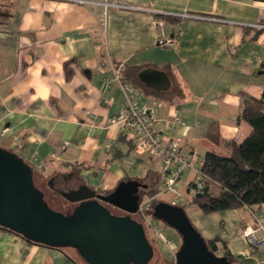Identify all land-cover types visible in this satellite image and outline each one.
I'll return each instance as SVG.
<instances>
[{
  "label": "crops",
  "instance_id": "1",
  "mask_svg": "<svg viewBox=\"0 0 264 264\" xmlns=\"http://www.w3.org/2000/svg\"><path fill=\"white\" fill-rule=\"evenodd\" d=\"M127 1L138 9L111 7L104 26L102 6L14 0V13L0 19V146L43 177L76 174L78 183L105 191L136 179L152 190L161 160L140 150L136 132L124 126L125 95L115 72L157 68L170 77V88L142 92L139 103L159 105L154 129L188 147L186 189L208 151L226 154L229 141L241 143L251 132L241 112L245 95L264 91V32L254 25L264 21V0ZM161 38L175 43L163 47ZM146 189L140 187L144 197ZM251 208L264 218V205ZM196 210L200 221L191 220L206 240L222 237L237 264H264V248L244 235L255 223L247 206L206 219ZM159 244L170 256L169 246ZM171 248L177 254L178 244ZM0 264L83 263L72 248L30 242L0 226Z\"/></svg>",
  "mask_w": 264,
  "mask_h": 264
},
{
  "label": "water",
  "instance_id": "2",
  "mask_svg": "<svg viewBox=\"0 0 264 264\" xmlns=\"http://www.w3.org/2000/svg\"><path fill=\"white\" fill-rule=\"evenodd\" d=\"M148 86L165 91L171 86L168 74L147 67L139 72ZM136 179L123 180L111 191L98 192L87 184L62 191L77 203L68 219L52 209L44 192L34 184V168L13 151L0 146V226L12 229L30 241L52 247L74 248L87 264H148L154 246L137 213L146 187ZM198 196L202 193H198ZM102 200L127 215L112 213ZM155 219L174 227L182 237L175 264H229L227 256L211 251L185 208L159 200L151 209Z\"/></svg>",
  "mask_w": 264,
  "mask_h": 264
},
{
  "label": "trees",
  "instance_id": "3",
  "mask_svg": "<svg viewBox=\"0 0 264 264\" xmlns=\"http://www.w3.org/2000/svg\"><path fill=\"white\" fill-rule=\"evenodd\" d=\"M0 14L2 16L6 15L5 13ZM258 30L262 31L261 29ZM143 67L128 65L121 70V78L124 81L130 82L139 93L161 94L158 90L156 91L147 86L141 80L139 72ZM241 117L251 125V132L248 136L241 143L234 140L229 141V151L226 154L208 151L205 155L201 166L202 173L207 176L203 178V193L200 196L197 193L194 195L196 205L205 213L211 214L244 206L251 208L264 205V91L261 97L250 95L243 97ZM73 176L77 175L73 174ZM160 183V179H158L154 183L155 190L153 188L150 194H156ZM212 183L219 186L220 189L217 192L211 190ZM34 184L39 187L35 183V180ZM195 187L196 183H191L189 191H193ZM55 190H53L55 193H59L65 198L62 194V189ZM45 200L47 201L46 197ZM153 206L152 202L149 209L150 212ZM4 228L19 234L12 229ZM25 239L28 240L27 238ZM207 244L209 249L214 253L227 256L229 264H237V260L227 250L222 237L216 236L213 239H209L207 240Z\"/></svg>",
  "mask_w": 264,
  "mask_h": 264
},
{
  "label": "built area",
  "instance_id": "4",
  "mask_svg": "<svg viewBox=\"0 0 264 264\" xmlns=\"http://www.w3.org/2000/svg\"><path fill=\"white\" fill-rule=\"evenodd\" d=\"M88 5L102 6L101 12L102 24L106 26L108 10L111 7L119 9H138L137 6L129 3L127 0H76ZM183 18L196 17L197 14L189 12L173 13ZM198 17V16H197ZM215 19L214 17H211ZM256 28L264 29V23L254 24ZM159 44L163 47L172 46L175 41L171 38L159 39ZM120 70L116 69L115 78L120 81L121 88L125 94L122 105V118L126 126L134 128L137 137L140 140V150L149 151L158 155L161 159V191L159 194L142 199L138 213L145 227L154 233V235L170 248V256L176 258V252L171 248L173 242L163 237L165 225L163 222L155 219L150 213V205L156 196H160L165 192H171L174 198L171 203L178 204L183 199L187 190L182 188L181 178L183 173L192 167V157L188 147L182 143L178 137L166 138L159 132L154 131V125L159 112L156 106H143L138 101L137 90L134 86L124 81L120 77ZM122 80V81H121ZM199 179L196 180V190L203 193V178L207 176L198 169ZM188 187V186H187ZM255 221L253 224L246 226L244 235L247 240L254 246L264 248V218L252 208H249ZM245 253V252H243Z\"/></svg>",
  "mask_w": 264,
  "mask_h": 264
},
{
  "label": "rangeland",
  "instance_id": "5",
  "mask_svg": "<svg viewBox=\"0 0 264 264\" xmlns=\"http://www.w3.org/2000/svg\"><path fill=\"white\" fill-rule=\"evenodd\" d=\"M13 7H14V0H0V13H5L6 15H4V16H2V15H0V19L2 20V19H4V20H8L9 19V16H7V15H12V13H14V9H13ZM263 23H264V21H262ZM259 29V28H258ZM262 30V32H264V29H261ZM159 41V40H158ZM158 44H159V42H158ZM160 45V44H159ZM120 70V69H119ZM120 75H121V70H120ZM121 77V76H120ZM122 79V78H121ZM123 80V79H122ZM121 80V81H122ZM119 82V85H120V88H121V83H120V81H118ZM135 88V87H134ZM122 89V88H121ZM136 89V88H135ZM137 90V89H136ZM123 91V90H122ZM137 94H138V101H139V95H140V93L137 91ZM125 95V94H124ZM152 106H156V107H158V109L160 110V106L159 105H152ZM121 119H122V122H123V124H124V126L125 127H127V128H129V129H132V130H134L135 132H137L134 128H132V127H128V126H126V124L124 123V121H123V118H122V116H121ZM154 131L155 132H158V131H156L155 129H154ZM136 135H137V133H136ZM138 138V137H137ZM138 140V148L140 149V140L139 139H137ZM146 153H150L151 155H155V156H157L158 157V155H156V154H153V153H151V152H149V151H145ZM161 160V159H160ZM202 166V165H201ZM191 168H193V164H192V167ZM198 169H201V167L200 168H198ZM198 169H197V175H198ZM202 172V171H201ZM62 174L60 173V172H57V173H55L54 175H52V176H49V177H43L39 172H35V178H34V180H35V183L37 184V185H39V187L38 188H40L43 192H44V194H45V197H46V199H47V202H48V204H49V206L52 208V209H54V210H56V212H59V213H62L65 217H67L68 219H71V218H74V215L73 214H69L68 212H70V211H72V209H73V207H74V203H71L70 201H68L67 199H65V198H63L59 193H55L54 191H53V189L49 186V184H48V182L50 181V180H54V177H58V176H61ZM151 175H153V176H156V174L155 173H151ZM151 175H149V178L148 179H150V177H152ZM158 176V175H157ZM152 179V178H151ZM159 179H160V182H161V170H160V176H159ZM199 179V175H198V177L195 179V180H193L191 183H196V180H198ZM149 181H151V180H149ZM76 183V181H71V182H69V183H67V184H63L62 186L63 187H66V186H70V185H73V184H75ZM190 183V184H191ZM190 184H188V187H187V190H189V185ZM62 187V188H63ZM154 188V187H153ZM152 188V189H153ZM156 188V187H155ZM155 188H154V190H155ZM211 188H214V191H216L217 189L219 190L220 188H219V186L217 185V184H215V183H212L211 184ZM216 189V190H215ZM149 191V194L148 195H146L143 199H146L147 197H152V196H154V195H157V194H159L160 193V191H161V183H160V186H159V190L156 192V194L154 193V194H150L151 192H152V190H148ZM187 191H186V193H185V196L183 197L184 199H181V200H179V203H180V205L181 206H183L184 208H185V210H186V212L188 213V215L191 217V219L193 220V222L195 223V225L196 224H198L199 223V221H200V219H199V217L197 216V210H196V207L198 208V209H200L197 205H196V203H195V200H194V195H195V193H200V192H198L197 190H196V187L194 188V190L193 191H191V194H192V197L189 195V196H186L187 195ZM173 198V196H172V193L171 192H165V193H163L162 195H160V196H156L153 200H152V202H153V204L155 205L159 200H171ZM152 204V203H151ZM248 208H250V207H248ZM236 209H238V208H236ZM240 209V208H239ZM201 211H202V214H204L203 216H204V218L206 219V218H209V217H213L214 215H216V214H223V213H211V214H208V213H205L202 209H200ZM228 210H232V209H228ZM250 210V209H249ZM68 211V212H67ZM255 211H257V212H259V210L258 209H256ZM219 212H226V210H224V211H219ZM213 215V216H212ZM136 217H138V216H136ZM159 221H161V220H159ZM162 222V221H161ZM164 223V222H163ZM164 225H165V228H164V230H163V237L164 238H166V239H169V240H172L175 244H178V248H180V246H181V243H182V237H181V235L179 234V232L174 228V227H172V226H170V225H168V224H166V223H164ZM148 230V229H147ZM148 233V235H149V238L152 240V242H153V244H154V246H155V248H156V253H155V255H154V257L152 258V260L148 263V264H175L174 262V260L175 259H173L172 257H170L169 255H165V253H164V251L162 250V248H161V245L159 244V242H160V240L159 239H157V237L154 235V233L153 232H151L150 230H148L147 231ZM66 248H68L69 250H70V248L71 247H66ZM72 250H73V252H74V255L83 263V264H87L82 258H81V256L78 254V252L74 249V248H72ZM170 259H172V260H170Z\"/></svg>",
  "mask_w": 264,
  "mask_h": 264
},
{
  "label": "flooded vegetation",
  "instance_id": "6",
  "mask_svg": "<svg viewBox=\"0 0 264 264\" xmlns=\"http://www.w3.org/2000/svg\"><path fill=\"white\" fill-rule=\"evenodd\" d=\"M79 177L78 176H63V175H61V176H56V177H54V180H50L49 182H48V184H49V186L53 189V190H57V189H62V191H67V190H71V189H74V188H77V187H79L82 183H78L77 181H79ZM71 181H76V183L75 184H73V185H71V186H66V187H63L62 185L63 184H67V183H69V182H71ZM142 184H143V182H142ZM63 187V188H62ZM151 187V185H150V183H148L147 184V186H146V190H149V189H151L150 188ZM66 189V190H65ZM143 189V188H142ZM55 190V191H56ZM98 192H100V193H105L106 191L105 190H98V189H96ZM99 202H101V203H103V204H105L109 209H110V211L112 212V213H115V214H118V215H127L128 214V212H126V211H124V210H121V209H119V208H117V207H115V206H113V205H111V204H109V203H106V202H104V201H102V200H99ZM72 203V202H71ZM77 203H74V206L76 205ZM74 208V207H73ZM136 216H138V217H136ZM133 217L137 220V221H139V222H141L142 224H143V222H142V220H141V218H140V215H139V213L137 212V213H135V214H133ZM145 226V225H144ZM145 229H146V233H148L147 231V228L145 227ZM147 236H148V239H149V241L151 242V244H153V242H152V240L149 238V235L147 234ZM153 246H154V244H153ZM154 249H155V252H154V255H155V253H156V248H155V246H154ZM154 257V256H153ZM152 260V259H151ZM150 260V261H151Z\"/></svg>",
  "mask_w": 264,
  "mask_h": 264
},
{
  "label": "bare ground",
  "instance_id": "7",
  "mask_svg": "<svg viewBox=\"0 0 264 264\" xmlns=\"http://www.w3.org/2000/svg\"><path fill=\"white\" fill-rule=\"evenodd\" d=\"M253 209V208H252Z\"/></svg>",
  "mask_w": 264,
  "mask_h": 264
}]
</instances>
